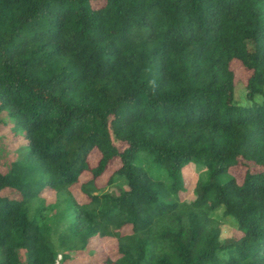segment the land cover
I'll list each match as a JSON object with an SVG mask.
<instances>
[{"label":"trees","instance_id":"obj_1","mask_svg":"<svg viewBox=\"0 0 264 264\" xmlns=\"http://www.w3.org/2000/svg\"><path fill=\"white\" fill-rule=\"evenodd\" d=\"M5 129L24 151L0 153V264H264V0H0Z\"/></svg>","mask_w":264,"mask_h":264},{"label":"rangeland","instance_id":"obj_2","mask_svg":"<svg viewBox=\"0 0 264 264\" xmlns=\"http://www.w3.org/2000/svg\"><path fill=\"white\" fill-rule=\"evenodd\" d=\"M232 68L236 73V100L239 103H249L250 100L247 98V86L246 82L250 75L248 71H246L240 62H233ZM254 99L258 101L263 100V96L261 94H256L254 96ZM10 133L9 129H5L0 131V153L2 155H7L8 160L9 158H13L19 153L23 152V149H20V147L23 145L24 141L21 137H16L10 139ZM97 158V154L95 153L93 157L91 158L92 161H95ZM138 161L140 164H142L145 168H147L150 172L153 174L160 176L163 180L169 181V175L165 170H159V168L155 165L152 156L149 153L143 152L138 157ZM7 165L5 166V168ZM184 176L187 180L188 184V193L182 194V199L190 201L194 199L195 192H194V186L196 184V181L201 178L207 177V169L205 166L201 164L196 163H190L185 166L183 170ZM233 173L237 176V178L241 181L243 175H244V169L241 167L235 168L233 170ZM89 174H86L88 176ZM225 179L229 177V174H226ZM127 187V181L124 177H115L114 184L112 186H109L103 192H109L114 195H119L124 189ZM7 191V190H6ZM5 191V192H6ZM42 197H44L47 201V203L54 202L56 200L55 194L52 192H45L43 193ZM213 217H215L217 220L221 223V240L225 241L226 239L232 237L235 234H239L236 222L231 217H225L223 216L222 210H218L214 213ZM63 225L57 226L56 231L53 234V239L57 242L58 236H59V229H61ZM94 243L95 250L99 252L100 254L108 255L113 253L112 247L109 245L110 242L107 240L101 241L99 244L97 242L92 241V244ZM91 262V260L89 259ZM87 264V262L75 259L71 261L68 264Z\"/></svg>","mask_w":264,"mask_h":264},{"label":"built area","instance_id":"obj_3","mask_svg":"<svg viewBox=\"0 0 264 264\" xmlns=\"http://www.w3.org/2000/svg\"><path fill=\"white\" fill-rule=\"evenodd\" d=\"M61 258V256H59Z\"/></svg>","mask_w":264,"mask_h":264}]
</instances>
